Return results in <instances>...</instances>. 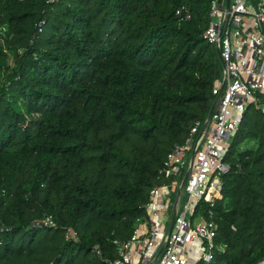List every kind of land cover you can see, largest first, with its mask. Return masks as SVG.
Listing matches in <instances>:
<instances>
[{"label": "trees", "instance_id": "16d2710c", "mask_svg": "<svg viewBox=\"0 0 264 264\" xmlns=\"http://www.w3.org/2000/svg\"><path fill=\"white\" fill-rule=\"evenodd\" d=\"M212 1L0 0V264L117 257L167 154L211 108L223 68L202 37ZM224 163L216 248L199 264H258L264 111L247 107Z\"/></svg>", "mask_w": 264, "mask_h": 264}, {"label": "built area", "instance_id": "2783aa9c", "mask_svg": "<svg viewBox=\"0 0 264 264\" xmlns=\"http://www.w3.org/2000/svg\"><path fill=\"white\" fill-rule=\"evenodd\" d=\"M175 17L186 22L192 13L180 6ZM208 19L202 37L219 50L223 65L222 78L212 89L214 109L167 154L158 172L161 183L149 191L146 217L127 241L113 242L117 257L106 264H199L213 259V209L229 169L224 158L247 107L264 111L259 99L264 96V0H213ZM42 27L43 22L36 25L37 34ZM38 224L53 226L49 218ZM68 236L76 238L71 231Z\"/></svg>", "mask_w": 264, "mask_h": 264}, {"label": "water", "instance_id": "95a60500", "mask_svg": "<svg viewBox=\"0 0 264 264\" xmlns=\"http://www.w3.org/2000/svg\"><path fill=\"white\" fill-rule=\"evenodd\" d=\"M216 52H217L218 57L220 58V52H219V50L216 49ZM222 88H223V84L221 85V89H222ZM215 103H216V99H215V100L212 102V104H211V108H210L209 113H208V115H207V119H209V117H210V115H211V113H212V111H213V109H214ZM184 180H185V179H183V182H184ZM174 220H175V214H173L172 219H171V221H170V223H169V227H168V231H167L168 234L171 232V229H172L173 224H174ZM161 250H162V249H161ZM161 250H160V251H161Z\"/></svg>", "mask_w": 264, "mask_h": 264}]
</instances>
